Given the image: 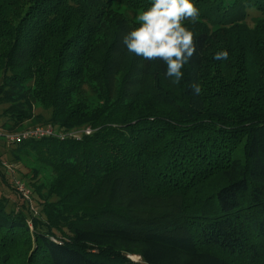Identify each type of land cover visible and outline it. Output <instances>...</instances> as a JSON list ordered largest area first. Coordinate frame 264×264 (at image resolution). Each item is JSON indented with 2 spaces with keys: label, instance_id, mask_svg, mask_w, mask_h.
<instances>
[{
  "label": "trees",
  "instance_id": "obj_1",
  "mask_svg": "<svg viewBox=\"0 0 264 264\" xmlns=\"http://www.w3.org/2000/svg\"><path fill=\"white\" fill-rule=\"evenodd\" d=\"M193 2L177 86L122 43L151 0H0L2 125L93 130L13 148L37 213L0 163V264H264V0Z\"/></svg>",
  "mask_w": 264,
  "mask_h": 264
},
{
  "label": "clouds",
  "instance_id": "obj_2",
  "mask_svg": "<svg viewBox=\"0 0 264 264\" xmlns=\"http://www.w3.org/2000/svg\"><path fill=\"white\" fill-rule=\"evenodd\" d=\"M200 16L193 0H151L146 10L136 16V26L124 37L127 52L148 61H161L165 75L175 85L184 79V66L196 54L195 33L187 23L195 24ZM215 60L228 58V52L218 51ZM195 95L201 93L199 83L191 85Z\"/></svg>",
  "mask_w": 264,
  "mask_h": 264
},
{
  "label": "built area",
  "instance_id": "obj_3",
  "mask_svg": "<svg viewBox=\"0 0 264 264\" xmlns=\"http://www.w3.org/2000/svg\"><path fill=\"white\" fill-rule=\"evenodd\" d=\"M93 132L91 127H79L72 130H61L51 125H42L33 128H29L23 131H6L0 124V140L4 142L7 147L16 146L27 140L42 139L48 137H56L60 140H80L84 135H90ZM10 173L15 172L14 164L9 162H3L2 164ZM14 185L18 193L21 194L23 199L31 201L32 190L23 179H16ZM34 213L37 210L32 207Z\"/></svg>",
  "mask_w": 264,
  "mask_h": 264
},
{
  "label": "rangeland",
  "instance_id": "obj_4",
  "mask_svg": "<svg viewBox=\"0 0 264 264\" xmlns=\"http://www.w3.org/2000/svg\"><path fill=\"white\" fill-rule=\"evenodd\" d=\"M130 12V11H129ZM136 14L133 12H130V17L133 19H136ZM261 17L264 18V16H262L261 14H259L258 12L254 11V10H250L249 11V17L246 19V24L250 27L253 28L256 24V22L258 21V19H260ZM87 96L88 98L93 101V103H96V97L94 95H90L89 92H87ZM8 106V104H2L0 103V124L2 125L3 122H5L6 120L2 117V112L3 110ZM35 115L41 114L43 115L46 119L50 117V111L48 110H44L41 108H37L34 110ZM35 124L32 120L31 121H26L24 122V124H22V126L18 127V128H14L13 130H9L8 128H5L6 131H10V132H14V131H23L29 128H33V127H37V126H42L43 124H39V125H33ZM49 125V124H48ZM58 129V128H56ZM72 130V129H70ZM15 146L12 147H7L4 142L2 140H0V163L3 164V162H9L11 164H14L15 166V172L14 173H10L9 176H6L8 181L10 180H16V179H24L25 175L29 174V170L22 164H17L15 162H13V148ZM30 164V163H29ZM33 163H31L30 165H32ZM0 170L3 173H6V170L3 166L0 165ZM48 173L46 171H44V176L46 177ZM12 178V179H11ZM24 181L27 183L28 180L24 179ZM28 185V183H27ZM32 190V189H31ZM1 195H5L8 196L10 199V207L14 206V204H19L21 203V201L19 200V198L14 194V191L8 187V185H6L5 182H2L1 177H0V196ZM30 205H32V207H34L36 210V206L33 203V199H31ZM38 211V210H37ZM134 260H139L138 257L133 256L131 257Z\"/></svg>",
  "mask_w": 264,
  "mask_h": 264
}]
</instances>
